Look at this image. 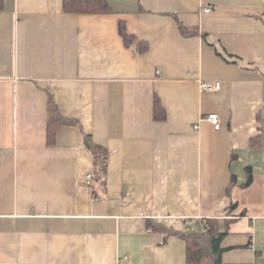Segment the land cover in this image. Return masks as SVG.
<instances>
[{"label":"crops","instance_id":"obj_1","mask_svg":"<svg viewBox=\"0 0 264 264\" xmlns=\"http://www.w3.org/2000/svg\"><path fill=\"white\" fill-rule=\"evenodd\" d=\"M62 1L0 0V264H264V0ZM208 219L220 262H188Z\"/></svg>","mask_w":264,"mask_h":264},{"label":"trees","instance_id":"obj_2","mask_svg":"<svg viewBox=\"0 0 264 264\" xmlns=\"http://www.w3.org/2000/svg\"><path fill=\"white\" fill-rule=\"evenodd\" d=\"M63 10L65 12L74 13H105L110 11V7L106 0H63ZM178 28L184 36L196 34V29L186 28L179 21H177ZM118 32L122 38L125 46H135L137 52L142 53L148 49V43L146 41L137 42L136 37L133 34H129L126 31L125 25L122 21L118 22ZM153 116L156 120H162L164 110L157 97H154L153 101ZM66 122L59 113L54 101L48 96L47 101V141L52 143L54 136L59 126ZM252 141V140H251ZM91 151L96 158L95 172L98 176L105 169V156L101 159L103 151L96 146H91ZM246 183L250 180L251 175L248 168H246ZM205 229L200 234H186L183 235L186 238L187 247V260L188 262H202L209 261L212 263L220 262V256L223 251L220 246V241L223 236L216 228V223L212 219L206 220ZM171 229L167 232H171Z\"/></svg>","mask_w":264,"mask_h":264},{"label":"built area","instance_id":"obj_3","mask_svg":"<svg viewBox=\"0 0 264 264\" xmlns=\"http://www.w3.org/2000/svg\"><path fill=\"white\" fill-rule=\"evenodd\" d=\"M211 10H212V7L210 5L203 7L202 9L203 12H209ZM219 86H220V83L218 81H200L199 82V88L200 90H203V91H215L219 89ZM205 119L213 125L214 129L219 128L220 125H219V118L217 114L210 113L206 115ZM90 179H91V175L88 174L87 179H86V183L88 185L91 184Z\"/></svg>","mask_w":264,"mask_h":264}]
</instances>
